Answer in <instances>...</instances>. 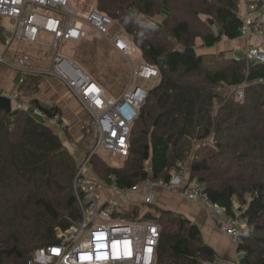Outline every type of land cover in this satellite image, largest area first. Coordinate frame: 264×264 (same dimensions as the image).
<instances>
[{"label": "trees", "instance_id": "1", "mask_svg": "<svg viewBox=\"0 0 264 264\" xmlns=\"http://www.w3.org/2000/svg\"><path fill=\"white\" fill-rule=\"evenodd\" d=\"M84 1L112 20L115 33L159 76L131 127L128 155L120 166L92 156L93 177L106 185L114 181L120 190L148 178L166 182L190 157L188 179L213 204L226 216L245 219L247 227H261L241 231L237 250L244 255L237 264H264V66L223 54L184 53L196 51L198 40L199 49H209L222 38L241 37L239 0ZM254 30L264 32L258 25ZM6 37L0 24V44ZM34 77L26 74L19 90H34ZM238 87L241 103L234 100ZM20 96L14 100L28 108L0 111V264H26L37 248L81 220L73 193L77 153L45 123H60V109ZM147 209L160 228L155 264L214 262L215 252L195 224L154 205Z\"/></svg>", "mask_w": 264, "mask_h": 264}, {"label": "built area", "instance_id": "2", "mask_svg": "<svg viewBox=\"0 0 264 264\" xmlns=\"http://www.w3.org/2000/svg\"><path fill=\"white\" fill-rule=\"evenodd\" d=\"M258 6L255 1L242 0L240 14L244 24L240 31L245 36L253 32L258 41L264 44V32L251 31L247 22L248 16L259 10ZM0 17L7 18L11 24L10 31L5 32L7 37L4 51L0 53V65L23 69L30 57L17 53L15 57L13 55L15 64L12 66L4 58L8 45L24 43L42 46V36L48 37L51 65L43 74L59 81L83 107L96 127L95 141L88 148V154L78 161L73 181V193L81 211V220L68 230L59 232L55 242L37 248L26 264H155L160 228L145 217L148 214L147 206L154 205L158 191L180 194L188 202L202 204L215 217H223L220 223L222 232L239 244L241 231L247 228L246 220L239 215L226 216L222 207L209 200L202 186L188 179L190 157L177 164L166 182L148 178L129 189L120 190L114 181L106 185L93 177L89 161L99 151L119 158L128 155L131 127L150 89L135 81H158L159 77L153 66L141 60L134 68L132 66V83L119 96L111 97L77 63L60 55V48L64 44L78 43L88 30L106 39L120 53H130V44L119 33L112 31V20L92 8L85 9L80 0H0ZM244 60L264 66V51L256 46L247 47ZM233 93L234 100L241 103V88L233 89ZM33 113L46 119L36 109ZM48 121L64 128L63 123H57L58 118ZM67 146L75 157L77 145L69 142ZM102 189L115 190L118 194H138L141 205L114 211V197L104 199ZM236 255L241 258L244 253L237 250Z\"/></svg>", "mask_w": 264, "mask_h": 264}, {"label": "crops", "instance_id": "3", "mask_svg": "<svg viewBox=\"0 0 264 264\" xmlns=\"http://www.w3.org/2000/svg\"><path fill=\"white\" fill-rule=\"evenodd\" d=\"M90 8H92V5ZM257 25L261 27L260 24L254 21L248 23V27L251 31H255L254 28ZM41 41L43 42L42 46H30L24 43L15 44L17 46L19 45L17 48L22 47L21 50L23 52L15 49L14 53L16 51L19 55L27 54L30 60L23 69H15V67L0 65V96L10 98L12 108L19 106L14 100L17 92L22 96H26V98L37 99L43 105L58 107L61 114L59 121L64 124V128L58 127L60 124H52L48 119L45 121L46 125L51 127L58 135L66 149L69 142H74L77 147L80 144V146H83L85 142H82V138L85 136L84 132L88 129L87 123L89 120L87 121V117L89 116L78 101L59 81L43 74L51 65V55L47 47L50 39L42 36ZM65 45L67 44H64L60 48V52ZM250 46H256L264 51V44L260 43L252 32L247 36L241 35V37L235 40L222 38L221 41L213 47L209 49H199L198 53H196L197 55L203 56L223 54L226 59L238 60L244 59V52L246 48ZM66 53H68L67 56L60 55L71 59L69 52L66 51ZM14 64L15 60L12 62V66H14ZM26 73H32L35 76V89L32 90L28 88V90H30L28 94L25 93V91L19 90V86L22 85ZM131 83L132 77L124 89ZM23 89H25V86ZM106 95L110 96L108 93ZM22 96L20 97L22 98ZM24 106L28 108V105ZM76 153V155L81 154L80 150L79 153L78 151ZM84 155L85 154L81 155V157ZM154 203L159 205V209L181 215L199 228L203 243L212 248L215 252L216 258L212 264L238 263L239 258L236 255L237 243L231 237L223 233L220 228V223L224 220L223 217H215L212 212L207 210L202 204L188 202L180 194H169L158 191L155 195Z\"/></svg>", "mask_w": 264, "mask_h": 264}, {"label": "rangeland", "instance_id": "4", "mask_svg": "<svg viewBox=\"0 0 264 264\" xmlns=\"http://www.w3.org/2000/svg\"><path fill=\"white\" fill-rule=\"evenodd\" d=\"M255 2H258L259 10L253 14H250L247 18V22L250 23L251 21H254L255 23H258L261 25V27H264V0H252ZM84 8L88 9L91 6V2L89 1V4L85 2L84 0L81 1ZM244 2V1H243ZM248 3V2H244ZM246 5V4H245ZM241 6H242V0L238 1V14L241 17L243 23V16L241 12ZM260 18V19H259ZM0 24L3 27L5 32L10 31L11 24L10 21L5 17H0ZM209 25H213L212 21L209 22ZM264 29V28H263ZM113 32L116 31L115 24L114 28L112 29ZM212 31H216L215 27H212ZM123 39L122 35H120ZM197 44V50L199 51V45H201L200 41L198 40ZM5 44V43H4ZM4 44H0V53H3L4 51ZM8 49H5V56L4 58L12 63L13 55L17 54L16 51L14 53V50H20L22 51V47L17 48L18 46L14 43H11L8 45ZM69 52V56L71 59L77 63L89 76H91L92 79L99 82L100 85L104 88V91L106 94L108 93L111 97H117L121 92L124 90V88L127 86V84L130 81V78L132 77V72L134 66H136L140 61L141 58L139 56V53H137L135 50H131L130 53L124 55L120 53L113 45H111L106 39L102 37H98L94 33L90 32L89 30L86 31V34L83 36V38L76 44L73 45H65L63 49H61L60 54L67 56ZM18 52V51H17ZM23 52V51H22ZM196 53V54H197ZM63 56V57H64ZM133 66V68H132ZM127 81V83H126ZM126 83V84H125ZM136 84L145 86L147 88L153 87L157 81H135ZM25 102H28V100H23ZM89 120V121H88ZM87 125L88 129L84 132L82 142H85V145L78 146V153L80 150V155H75V159L78 161L80 160L81 155L86 154L88 148L92 145V143L95 141L96 138V128L95 123H93L92 119L87 117ZM80 148V149H79ZM98 156L103 159L107 164L113 165V166H120L122 163V159L118 156H111L110 154L99 151ZM82 158V157H81ZM147 167V163L145 164ZM101 193L104 194V199H110L114 197L113 201L116 204L114 207V211L120 210V209H131L134 206H140L141 201L139 199L138 194H118L115 190H109V189H102ZM137 198V200H136ZM119 201V203H118ZM156 207L159 209V205L155 204ZM126 207V208H124ZM149 214V212H148ZM154 217V216H153Z\"/></svg>", "mask_w": 264, "mask_h": 264}, {"label": "water", "instance_id": "5", "mask_svg": "<svg viewBox=\"0 0 264 264\" xmlns=\"http://www.w3.org/2000/svg\"><path fill=\"white\" fill-rule=\"evenodd\" d=\"M220 35V34H219ZM166 38H168L167 35H165ZM185 54H189L191 56H196V51L194 49H188L184 51ZM12 107H11V100L8 97L5 96H0V111L9 114L11 113ZM145 219L155 222L156 218L153 217L151 214H147ZM261 227H254V226H248L246 230L251 231V230H257L260 229Z\"/></svg>", "mask_w": 264, "mask_h": 264}, {"label": "bare ground", "instance_id": "6", "mask_svg": "<svg viewBox=\"0 0 264 264\" xmlns=\"http://www.w3.org/2000/svg\"><path fill=\"white\" fill-rule=\"evenodd\" d=\"M157 247V246H156Z\"/></svg>", "mask_w": 264, "mask_h": 264}]
</instances>
